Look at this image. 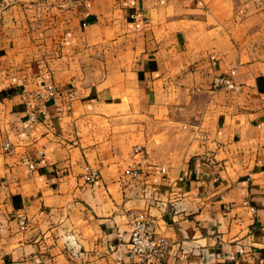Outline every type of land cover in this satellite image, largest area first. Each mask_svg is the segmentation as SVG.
I'll return each mask as SVG.
<instances>
[{
	"label": "crops",
	"instance_id": "0c3cea01",
	"mask_svg": "<svg viewBox=\"0 0 264 264\" xmlns=\"http://www.w3.org/2000/svg\"><path fill=\"white\" fill-rule=\"evenodd\" d=\"M5 1L0 264H127L141 211L163 264H264V0Z\"/></svg>",
	"mask_w": 264,
	"mask_h": 264
},
{
	"label": "built area",
	"instance_id": "2783aa9c",
	"mask_svg": "<svg viewBox=\"0 0 264 264\" xmlns=\"http://www.w3.org/2000/svg\"><path fill=\"white\" fill-rule=\"evenodd\" d=\"M1 1V0H0ZM17 0H6L4 5H13ZM234 72L231 71L227 75L215 76L211 83L212 90L223 89L229 92H240L242 86L233 81ZM33 97L39 102L48 99H62L65 105H69L75 100V90L59 91L53 85H41L35 92ZM29 119H34L33 112L29 113ZM11 146L8 142L4 143V150L10 152ZM134 155L143 157L146 160L144 149L136 146L133 149ZM23 163L27 165L29 170L34 169V164L28 160ZM82 175L83 181L87 185L96 183L100 179V172L97 168L85 166ZM125 175L131 178L137 176L134 169H127ZM128 225L130 227V236L127 243V264H163L169 250L168 239L158 233L154 221L146 212L129 213ZM15 221L20 231H25L27 228V219L23 214H16Z\"/></svg>",
	"mask_w": 264,
	"mask_h": 264
}]
</instances>
